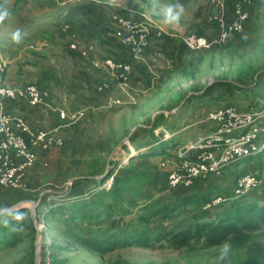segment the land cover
I'll return each instance as SVG.
<instances>
[{"label": "rangeland", "instance_id": "obj_1", "mask_svg": "<svg viewBox=\"0 0 264 264\" xmlns=\"http://www.w3.org/2000/svg\"><path fill=\"white\" fill-rule=\"evenodd\" d=\"M174 3L181 4L184 11L178 23H166L164 9ZM207 3V0H0V12L9 13L0 22V48L8 41L9 47L12 43L18 45L22 42L25 46L28 44L27 37L46 41L48 45L46 50H38L44 51L46 56H39L37 59L45 70L52 68L58 72L56 75L53 74L61 90L65 92L69 90L73 98L78 99L77 91L82 93L84 87H77L83 82L80 73H74V70L72 72L71 64L64 57L66 56L64 46L69 45L74 37L77 36L84 41L95 40L100 48L104 38L102 28L110 25L109 16L113 13L131 18H147L168 33L205 34L209 32L205 20ZM251 8L244 32L224 47L188 52L182 48L167 46L163 50L154 48L144 52L134 63V73L135 67H138L143 75L141 79L134 81L135 103L108 108L105 107L104 101L98 106L103 109L104 116L101 118L103 121L95 116L83 127L84 130L74 128L64 132L61 128L62 135L69 133L70 136L78 138L73 140L71 147L63 144L47 153V157L44 155L47 165L42 164V159L37 161L34 171L36 180L30 182L29 192L9 190L0 186V193L12 200L8 202V206L2 208L16 205L10 212L20 210L32 221L35 229L34 236H31L27 235L26 227L22 228L23 241L1 250L0 264H25L31 256L34 263L36 238L38 264L42 260L45 264H51V259H64L63 264H250L245 248L231 250L229 255L221 260L223 245L203 248L201 242L195 243L191 248H172L167 245L155 248L121 247L101 255L70 244L64 234L66 226L60 221V215L50 218L46 211L52 205L55 207L61 203L69 205L77 200L75 193L90 188L89 185L81 183V180L90 173L88 163L93 158H97L99 165L106 162L109 169L115 165L127 164L130 157L146 151V147H141L145 146L144 144L150 142L151 146L155 144L150 128L154 119L161 113L165 118L161 120L163 125L154 130L156 136L161 135L163 129L164 139L177 137L180 144L193 140L194 136L206 137L211 126L205 124V117L209 111L226 103L227 100L217 99L216 94L210 93L188 105L189 101L186 102V99H193L201 92L203 86L216 80L242 85L248 91L231 99L232 103L235 106L263 107L261 101L264 99V0H253ZM66 24L72 30L62 32L61 27ZM18 29L20 38L19 42H16L13 40V34ZM68 47L66 50L71 53L73 50L70 48L71 51H68ZM101 48L100 50L105 51L107 47L101 45ZM76 63L82 64V59H76ZM30 69L35 71L32 67ZM153 73L158 75L155 80H152ZM143 79L148 81V84H144ZM31 82L38 84L36 80ZM112 94L116 96L119 92L113 89ZM84 106L82 107L85 108ZM90 110L92 109L88 108L86 112ZM171 115L173 117L168 118ZM133 135L136 139H131ZM214 152L217 153V150ZM171 161L174 160L171 158ZM256 162L257 156L252 161H245L244 165L238 168L250 165V170H253ZM138 163L139 160L132 161L134 165ZM232 171L230 168L224 169L221 174L225 178L215 180L226 187L231 182L230 192L234 178ZM159 187L156 186L158 189ZM68 190L73 192L71 198L66 196ZM47 194L53 196L46 199ZM251 194H254L253 190L249 195L252 196ZM159 196L160 194L157 195ZM101 218L87 222V225L85 220L78 225L82 230L105 226L100 222ZM128 219L129 217L126 218ZM251 238L254 243L264 247V226L252 232ZM53 241L69 245L70 248H48V244ZM262 252L259 251L256 255L259 257L255 264H264V258L258 261Z\"/></svg>", "mask_w": 264, "mask_h": 264}, {"label": "trees", "instance_id": "obj_2", "mask_svg": "<svg viewBox=\"0 0 264 264\" xmlns=\"http://www.w3.org/2000/svg\"><path fill=\"white\" fill-rule=\"evenodd\" d=\"M252 2L253 0H251V4ZM251 4L243 6L249 14L243 31L231 35L224 45L209 49L224 47L244 32L251 15ZM227 6L230 15L233 10V1H229ZM70 30L72 28L70 29L69 26ZM110 39H102V42L108 46L104 51L105 57L114 62L129 64L131 66L130 80L134 84V81L137 80L134 76L136 59L114 34L110 36ZM153 39L155 37L152 33L149 36V41L151 42ZM160 39V43H154L147 47L145 52L154 48L163 50L167 46L196 52L188 50L182 43L167 34H163ZM112 40H116L117 45ZM68 51H71L69 47ZM258 83L259 81H257ZM234 84L216 80L203 86L199 94L197 93L193 99L187 98L186 102L189 101L188 105L193 104L196 99L204 98L212 93L217 95L215 97L217 99L227 100L225 105H231L233 104L232 98L242 96L248 91L244 86ZM38 86L45 88L40 84ZM236 90L238 91L235 93ZM105 92H101V94H106ZM164 118L163 113L159 114L150 128L152 140L157 144H152V146L151 142L144 144L145 146L141 147H146V151L130 157L127 164L115 165L109 169L106 162L99 165L97 158L93 159L89 165L90 173L81 180V183H84L85 186L89 185L90 188L75 193L77 200L72 201L69 205L63 203L56 207L52 205L46 214L51 216L50 218L57 214L60 215V221L66 226L64 234L70 244L101 255L116 248L130 246L155 248L167 245L172 248H191L195 243L201 242L203 248H209L228 242L232 246L231 250L245 248L250 264L257 260L259 256L256 255L259 251L263 252L258 261L263 259L264 247H260L252 241L251 233L264 226V148L260 152L240 158L224 168H230L234 173L231 192L229 191L231 182L228 183V187L216 182V179L225 178L222 174L200 176L190 186L178 185L171 188L167 176L172 166L169 164L163 167L161 163L165 158L179 161L188 158V156H179L174 153L176 147L180 145L177 137L164 139L163 129L161 135L154 134V130L163 125L161 120ZM167 127L171 129V127ZM131 139H136V136H131ZM258 142H264V134ZM255 156H257V162L254 164L253 170H250V165H245L242 169L238 168V166L244 165L245 161H252ZM134 160H139V163L132 164ZM247 173L255 174L259 183L242 195L236 196L234 193L236 181ZM110 177L112 182L109 187H106L105 183ZM208 178H212V180H208ZM157 185L160 186L159 189L156 188ZM257 187H259L258 190ZM180 190L185 192L181 193ZM252 190L254 194L250 196ZM17 191L29 192V190ZM157 192L158 194H156ZM67 194L66 196L71 198L73 192L68 190ZM159 194L160 196L157 197ZM48 196L47 194L46 199ZM217 199L219 200L214 202ZM10 201L12 200L8 199L5 194L0 193V209L8 206ZM17 213L21 218L14 219V215ZM100 217H102L100 222L105 226L101 225L95 229L88 227L82 230L78 225L84 223L85 220L87 225V222L97 221ZM127 217H129L128 220H126ZM24 227L28 229L27 235L34 236L35 229L32 221L26 218L20 210L0 213V251L22 242V228ZM252 245L254 246L250 247ZM47 247L70 248L69 245H61L54 241ZM50 261L51 264H63L64 259H51ZM25 264H34L32 256ZM40 264H45V262L42 260Z\"/></svg>", "mask_w": 264, "mask_h": 264}, {"label": "built area", "instance_id": "obj_3", "mask_svg": "<svg viewBox=\"0 0 264 264\" xmlns=\"http://www.w3.org/2000/svg\"><path fill=\"white\" fill-rule=\"evenodd\" d=\"M229 1H233L230 15L227 6ZM207 2L206 23L209 32L203 35L194 32L168 33L147 18H131L120 13L110 15L109 21L115 37L130 50L135 59L141 57L147 47L160 43L163 34L182 43L191 51L209 49L224 45L231 35L243 31L249 15L243 6L250 5L251 0H207ZM68 29V24L61 27L62 32ZM152 33L155 39L150 42L149 36ZM30 47L33 48L32 45ZM69 47L76 49L77 45L70 42ZM87 49L92 50L93 47L89 46ZM81 54L85 57L89 56L86 49L82 50ZM93 65L98 68L104 66L109 70V79L104 78L96 85L98 92L108 93L105 107L111 108L136 102V88L130 80L129 64L114 62L104 57L93 60ZM7 67L8 61L0 56V186L28 191L30 188L25 180L26 170L32 168L38 158L46 155L50 149L59 148L64 144L60 129L84 117L86 109L67 113L63 108L52 105L49 101L50 92L35 82L18 86L5 84ZM157 77L158 75L153 73L152 80ZM113 89L119 94L114 96ZM21 100L29 106L48 108L57 112L62 124L48 129L32 128L22 116L7 108L9 104ZM205 120L211 125V131L206 137L187 141L174 150L177 155L188 158L179 161L165 158L161 163L163 167L169 164L172 166L167 176L171 188L178 185L190 186L200 176L219 175L227 165L240 158L256 154L264 148V142L257 144L264 134L262 122L264 107L249 105L246 109L240 110L233 104H224L209 111ZM215 150L217 153L214 152ZM44 165H47V161H44ZM111 182L110 177L105 186L109 187ZM258 183L259 179L255 174H244L237 179L234 193L236 196L242 195ZM18 217H20L19 213L14 215V219Z\"/></svg>", "mask_w": 264, "mask_h": 264}, {"label": "crops", "instance_id": "obj_4", "mask_svg": "<svg viewBox=\"0 0 264 264\" xmlns=\"http://www.w3.org/2000/svg\"><path fill=\"white\" fill-rule=\"evenodd\" d=\"M102 32L104 33V39L111 40L110 36H113V29L111 25H106L105 27H103ZM27 38H28L27 41L28 44L25 46H23L22 44L23 42L18 45L12 43L10 47H9V41L6 42L5 44L4 43L2 44V48H0L1 49L0 56L8 61L7 71L4 76V83L10 86H18L31 82L32 80H36L38 81V84L45 87V89H47L50 92V98H49L50 103L52 105L63 108L67 113H71L77 109H86V110L88 108L92 109L89 112H86L85 116L80 118L76 123L63 127L62 131L64 132L74 128L79 130V128H83L87 126L86 124H89L90 119L95 118V116L101 119L102 116H104V112L103 109L98 108V106H100L102 102L106 100V96L108 93L107 92H105L106 94L104 93L101 94V92L98 93V91H96V85L104 78L109 79L110 74H109V70L104 66L100 68L95 67L93 65V60L103 59L105 55H104V51L100 50L101 45H104L106 47L108 46L102 42L103 44H100V48H99L95 40L90 39V41L87 40L84 41L79 39L77 36L74 37L72 41L77 45V48L71 49L73 50L71 53L67 52L66 50V48L69 45L64 46L65 54H66V56L64 55V57L71 64L72 72L74 70V73H80V78L82 79L83 82V84H80L77 87V88L84 87V89H82V93L77 91L78 99H76L75 97L73 98V96L69 93V90L65 92L64 90H61L59 88V83L57 82L56 79H54V74H53L55 73L56 75V73L58 74V72H56L52 68L45 70V67L42 66L40 60L37 59L40 58L39 56L41 57L46 56L44 51H38V50H46V47L48 46L47 42L44 40H33V37H27ZM112 42L115 45H117L116 40H112ZM31 45L33 46V48L30 47ZM89 46H92L93 49L88 50L87 48ZM84 49L87 50V53H89L88 57L90 58L82 56L81 52ZM76 59H82V64L76 63ZM30 67L34 68L35 71H32ZM134 76L136 79H141L142 78L141 76H143L142 71L139 70L138 67H135ZM142 81L144 82V84H148V81L144 79ZM258 86L260 87V85ZM262 92L260 93L263 94ZM261 103L264 104V99L263 101H261ZM8 106H9L8 108L9 111H12L22 116L32 128L48 129L60 123L62 124V122L58 117L57 112L50 110L48 108L32 107L22 100L11 103ZM82 106H84L85 108H83ZM248 106H236V107L239 108L240 110H244ZM93 110H97V112H94ZM101 120L103 121V119ZM207 122L208 121L205 120V124H208L210 127L211 125ZM262 122L264 123V120ZM63 138H64V144L69 145L71 147V143L73 142V140L77 139L78 137L70 136L69 133H65L63 135ZM196 138L198 137L194 136V139ZM53 149L56 148L50 149L49 152ZM39 159H42L43 165H44L43 160L47 161L45 159V156L43 155L40 156L38 160ZM92 160L90 161V163H88L89 165L91 164ZM37 163L38 162H36L32 168L26 170L25 180L27 181V183L29 182L28 184H30V182H35L36 180V175H34L35 173L34 171L36 169Z\"/></svg>", "mask_w": 264, "mask_h": 264}, {"label": "clouds", "instance_id": "obj_5", "mask_svg": "<svg viewBox=\"0 0 264 264\" xmlns=\"http://www.w3.org/2000/svg\"><path fill=\"white\" fill-rule=\"evenodd\" d=\"M183 11H184V8L179 3L167 5V7L164 9L165 22L166 23H178ZM8 15H9L8 11L0 12V22H2ZM19 38H20V30L18 29L13 34V40L16 42H19ZM18 218H21V217H18ZM231 247H232L231 244H229L228 242H225L223 244L221 248V254H220L221 260L225 259L229 255L231 251Z\"/></svg>", "mask_w": 264, "mask_h": 264}, {"label": "water", "instance_id": "obj_6", "mask_svg": "<svg viewBox=\"0 0 264 264\" xmlns=\"http://www.w3.org/2000/svg\"><path fill=\"white\" fill-rule=\"evenodd\" d=\"M35 202H33L34 204ZM16 206V205H15ZM14 206V207H15ZM14 207H7L3 210H0V213H4V212H8V211H11L13 210ZM35 208V205L33 206V209ZM33 211V210H32ZM38 241H37V238L35 239V257H34V264H38Z\"/></svg>", "mask_w": 264, "mask_h": 264}]
</instances>
